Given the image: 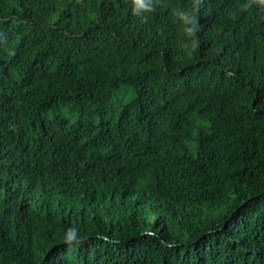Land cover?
<instances>
[{"label":"trees","instance_id":"trees-1","mask_svg":"<svg viewBox=\"0 0 264 264\" xmlns=\"http://www.w3.org/2000/svg\"><path fill=\"white\" fill-rule=\"evenodd\" d=\"M191 3L0 0V264H264V7Z\"/></svg>","mask_w":264,"mask_h":264},{"label":"clouds","instance_id":"clouds-1","mask_svg":"<svg viewBox=\"0 0 264 264\" xmlns=\"http://www.w3.org/2000/svg\"><path fill=\"white\" fill-rule=\"evenodd\" d=\"M132 14L141 19V22H147L148 15L156 10V0H131ZM252 4L264 7V0H248V3L242 5L247 10ZM202 7V0H192L188 8H177L173 10V16L180 25L184 36L182 49L186 57L191 58L200 48L201 41L198 36L200 32L199 13ZM74 241H78V230L69 229L65 242L71 245Z\"/></svg>","mask_w":264,"mask_h":264},{"label":"rangeland","instance_id":"rangeland-1","mask_svg":"<svg viewBox=\"0 0 264 264\" xmlns=\"http://www.w3.org/2000/svg\"><path fill=\"white\" fill-rule=\"evenodd\" d=\"M132 97V96H131Z\"/></svg>","mask_w":264,"mask_h":264}]
</instances>
